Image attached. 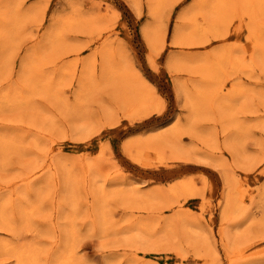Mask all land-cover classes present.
I'll return each instance as SVG.
<instances>
[{"label": "rangeland", "instance_id": "rangeland-1", "mask_svg": "<svg viewBox=\"0 0 264 264\" xmlns=\"http://www.w3.org/2000/svg\"><path fill=\"white\" fill-rule=\"evenodd\" d=\"M67 255L264 264V0H0V264Z\"/></svg>", "mask_w": 264, "mask_h": 264}, {"label": "bare ground", "instance_id": "bare-ground-1", "mask_svg": "<svg viewBox=\"0 0 264 264\" xmlns=\"http://www.w3.org/2000/svg\"><path fill=\"white\" fill-rule=\"evenodd\" d=\"M152 36V35H151ZM145 37H147V39L149 38V36H148V34L145 32ZM112 68V67H111ZM153 93V92H152ZM18 257H20V256H18ZM72 263V261H71V258H70V256L69 255H67L66 257H64L63 259H62V264H71Z\"/></svg>", "mask_w": 264, "mask_h": 264}, {"label": "snow or ice", "instance_id": "snow-or-ice-1", "mask_svg": "<svg viewBox=\"0 0 264 264\" xmlns=\"http://www.w3.org/2000/svg\"><path fill=\"white\" fill-rule=\"evenodd\" d=\"M144 70H145L146 73H149V72L151 71V70L147 67V65H145V69H144Z\"/></svg>", "mask_w": 264, "mask_h": 264}]
</instances>
